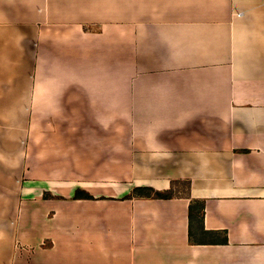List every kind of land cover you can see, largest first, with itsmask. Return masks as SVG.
<instances>
[{"label": "crops", "instance_id": "0c3cea01", "mask_svg": "<svg viewBox=\"0 0 264 264\" xmlns=\"http://www.w3.org/2000/svg\"><path fill=\"white\" fill-rule=\"evenodd\" d=\"M0 264H264V0H0Z\"/></svg>", "mask_w": 264, "mask_h": 264}, {"label": "rangeland", "instance_id": "374dc122", "mask_svg": "<svg viewBox=\"0 0 264 264\" xmlns=\"http://www.w3.org/2000/svg\"><path fill=\"white\" fill-rule=\"evenodd\" d=\"M35 206V205H34ZM44 207V206H43ZM38 208V206H37ZM30 212V221L28 222V225H27V231L26 233L28 234V238H27V242L26 244L24 245V249L26 250V259L28 261V263H30L31 261H33L34 259V250L37 248L36 245H35V239H34V235H35V217L37 216L38 213H40V210L39 208L38 209H33L32 211H29ZM52 212H50V210L48 209L47 211H43V217H46V216H50ZM54 214H56V211H53ZM49 244L48 242H44L42 244V248H45L46 245Z\"/></svg>", "mask_w": 264, "mask_h": 264}, {"label": "trees", "instance_id": "16d2710c", "mask_svg": "<svg viewBox=\"0 0 264 264\" xmlns=\"http://www.w3.org/2000/svg\"><path fill=\"white\" fill-rule=\"evenodd\" d=\"M138 192H140V195L141 197H145V198H152V199H171L173 197V191H168V192H158V191H155L151 188H142V189H139V190H136ZM138 192H134V195L135 193H138ZM131 197V196H130ZM81 195H75L74 197V200H78V199H81ZM85 198L86 199H94L93 197H90L89 195H85Z\"/></svg>", "mask_w": 264, "mask_h": 264}]
</instances>
